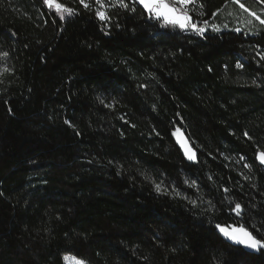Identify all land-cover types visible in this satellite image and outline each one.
Masks as SVG:
<instances>
[{
  "label": "trees",
  "instance_id": "obj_1",
  "mask_svg": "<svg viewBox=\"0 0 264 264\" xmlns=\"http://www.w3.org/2000/svg\"><path fill=\"white\" fill-rule=\"evenodd\" d=\"M54 2L0 0V264H264L215 227L264 234V3L197 0L201 36Z\"/></svg>",
  "mask_w": 264,
  "mask_h": 264
},
{
  "label": "snow or ice",
  "instance_id": "obj_2",
  "mask_svg": "<svg viewBox=\"0 0 264 264\" xmlns=\"http://www.w3.org/2000/svg\"><path fill=\"white\" fill-rule=\"evenodd\" d=\"M42 2L47 7L54 8L55 12L62 20L65 19V14H67L68 17L78 14L73 8L67 7L61 3H55L54 0H42ZM237 2H239V0H237ZM260 2L264 3V0H260ZM134 3L142 6L143 10L148 13V18L162 21V26L178 27L181 30L191 31L201 36H203L205 32L208 31V22L204 21V27L199 26L193 19V14L187 10L188 7L195 3V0H134ZM79 4L82 5L85 10H91L92 6L95 5L97 6L95 11L96 18L106 23L111 20V17L108 15L107 11L109 7L113 6L111 0H92V4H90L89 0H79ZM240 6L242 8L244 7L243 4ZM119 7L128 10L129 4L126 2V0H119ZM130 10L135 12L136 9L135 7H132ZM251 15L254 16L261 25H264V19L257 15L255 11L251 12ZM212 30L219 32L220 28L213 27ZM236 31H239V29H236ZM4 55L6 56L7 53H4ZM257 55L260 54L257 53ZM260 60L264 61V55L260 56ZM236 67L243 68L244 65L237 63ZM211 70L212 69L209 68V71ZM244 135L247 136L248 134L244 133ZM185 154L189 160L195 159V153L190 151L187 147L185 148ZM257 159H259L261 164H264V152L259 153L257 155ZM245 166L248 167V165ZM192 183L195 185V181ZM155 187L158 192L162 191L161 184L158 183ZM225 191L228 190L225 189ZM176 194L179 195L178 190ZM185 199H187V197H185ZM189 202L193 204L196 203L195 201ZM209 203L211 202L209 201ZM229 203L231 206V202ZM230 210L239 216L242 213V206L239 203H235L234 206L230 207ZM215 227L225 238L236 244L255 251L264 249V234H260V238L258 239L256 235H253L251 231L244 227L237 228L232 226H222L219 223H217ZM63 259L67 261L68 264H86L84 260L78 259L74 256H65Z\"/></svg>",
  "mask_w": 264,
  "mask_h": 264
},
{
  "label": "water",
  "instance_id": "obj_3",
  "mask_svg": "<svg viewBox=\"0 0 264 264\" xmlns=\"http://www.w3.org/2000/svg\"><path fill=\"white\" fill-rule=\"evenodd\" d=\"M175 138H176V141L178 143V145L180 146L181 150L183 151V153L185 154V148L187 147L190 151L194 152L195 153V159L194 160H191V161H196L197 160V153L195 151V149L192 147L189 139L187 138L186 134L184 133L183 130H178L176 132V135H175ZM261 153V152H259ZM258 153V154H259ZM185 156L187 157V155L185 154ZM258 162L260 163L259 159H258ZM261 164V163H260ZM263 167H264V164H261ZM239 228V227H237ZM245 228V227H244ZM231 230V229H230ZM221 234V233H220ZM221 236L223 237V239H225L228 243H230L231 245L233 246H237V247H242L244 248L245 250L249 251V252H252V253H258L259 251H255V250H252V249H248V248H245L244 246L242 245H239V244H236L234 242H232L231 240L225 238L222 234Z\"/></svg>",
  "mask_w": 264,
  "mask_h": 264
},
{
  "label": "rangeland",
  "instance_id": "obj_4",
  "mask_svg": "<svg viewBox=\"0 0 264 264\" xmlns=\"http://www.w3.org/2000/svg\"><path fill=\"white\" fill-rule=\"evenodd\" d=\"M196 1H197V0H195V3H196ZM111 3H112L113 6H119V0H111ZM96 8H97V6H96ZM188 9H189V7H188ZM188 9H187V10H188ZM66 256H70V257H72L71 255H66ZM64 261H65V260H64ZM65 264H68V262L65 261Z\"/></svg>",
  "mask_w": 264,
  "mask_h": 264
},
{
  "label": "built area",
  "instance_id": "obj_5",
  "mask_svg": "<svg viewBox=\"0 0 264 264\" xmlns=\"http://www.w3.org/2000/svg\"><path fill=\"white\" fill-rule=\"evenodd\" d=\"M205 25H202L201 27H204Z\"/></svg>",
  "mask_w": 264,
  "mask_h": 264
}]
</instances>
